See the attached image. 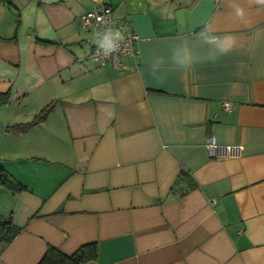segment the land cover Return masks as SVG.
Masks as SVG:
<instances>
[{"label": "crops", "instance_id": "1", "mask_svg": "<svg viewBox=\"0 0 264 264\" xmlns=\"http://www.w3.org/2000/svg\"><path fill=\"white\" fill-rule=\"evenodd\" d=\"M99 2L138 36L122 69L90 57ZM0 168V264H264V0H0Z\"/></svg>", "mask_w": 264, "mask_h": 264}, {"label": "built area", "instance_id": "2", "mask_svg": "<svg viewBox=\"0 0 264 264\" xmlns=\"http://www.w3.org/2000/svg\"><path fill=\"white\" fill-rule=\"evenodd\" d=\"M82 30H95L99 39L91 51L90 57L99 65H111L122 69L121 59L128 55H134L135 42L138 36L132 29L129 21L116 17L112 7L99 2L88 11L82 18ZM120 35L117 36L116 34ZM226 110L231 109L229 102L224 103ZM208 156L217 160L237 158L241 149L237 146L219 145L212 137L205 141Z\"/></svg>", "mask_w": 264, "mask_h": 264}, {"label": "trees", "instance_id": "3", "mask_svg": "<svg viewBox=\"0 0 264 264\" xmlns=\"http://www.w3.org/2000/svg\"><path fill=\"white\" fill-rule=\"evenodd\" d=\"M49 111V108H45L41 110L30 123L15 125L10 127V129L15 133H22L33 125L42 121ZM0 186L11 190L12 192L24 190V187L13 176L2 168H0ZM18 232L19 228L15 227L10 219H0L1 241L9 243L14 239ZM96 256L97 249L94 244L81 247L72 256H65L58 250L50 247L47 249L39 264H84L86 262L95 260Z\"/></svg>", "mask_w": 264, "mask_h": 264}, {"label": "clouds", "instance_id": "4", "mask_svg": "<svg viewBox=\"0 0 264 264\" xmlns=\"http://www.w3.org/2000/svg\"><path fill=\"white\" fill-rule=\"evenodd\" d=\"M116 35H117V36H119L120 34H119V33H117Z\"/></svg>", "mask_w": 264, "mask_h": 264}]
</instances>
